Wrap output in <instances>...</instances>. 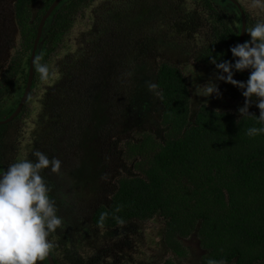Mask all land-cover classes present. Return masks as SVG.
I'll use <instances>...</instances> for the list:
<instances>
[{
  "label": "trees",
  "instance_id": "trees-1",
  "mask_svg": "<svg viewBox=\"0 0 264 264\" xmlns=\"http://www.w3.org/2000/svg\"><path fill=\"white\" fill-rule=\"evenodd\" d=\"M34 1L17 0V11L23 14L27 4ZM52 1L49 0L45 8ZM93 1L64 0L54 11L36 62L37 78L41 74L37 65H46L49 72L53 63L51 54L57 52L66 35L75 28L80 13H84ZM221 1L233 5L229 0ZM167 4L175 16L169 20L172 36L164 39L176 43L182 41L181 37L193 39L195 62L210 71L209 82L206 78L209 85L215 81L222 96L242 97L243 101H232L229 106L226 102L219 103L220 99L215 101L217 95L213 94L209 97L211 101L207 99L195 107L184 71L170 58L160 59L156 85L161 95L159 128L163 134L156 138L140 129L137 141L126 139L128 159L135 163L137 173L118 179L109 204L96 209L93 222L107 228H142L146 220L162 219L166 248L177 257V260L167 259L162 264L185 261L194 247L189 244L191 238H196L205 252L198 256L195 264H208L210 259L224 264H260L264 261V134L247 135L248 128L261 126L257 123L260 110L253 96L249 114L239 113L238 109L245 103L242 90L217 80L219 72L209 58L233 59L230 48L240 41V13L239 23L235 24L214 0H168ZM144 11L146 8L142 7ZM246 15L249 29L256 22L248 13ZM33 38L34 34L32 42ZM250 39L248 34L245 41ZM17 60L13 59L11 67L0 77V104L12 90L15 79H27V70ZM73 67L71 64L68 68ZM248 76L245 72H237L234 79L246 81ZM146 96L141 95L132 102H140ZM29 101L15 119L0 124V170H6L21 159L23 132L19 121L27 113ZM15 109L16 106L6 115L0 114V120ZM90 119L97 126L106 121L99 105L92 109ZM54 128L59 135L63 133L62 127ZM83 141L84 147L90 146L93 154L95 140L85 136ZM117 152L123 157L122 150ZM26 158L35 159L32 154ZM93 168L95 174V162L84 160L75 172L76 183L96 180V175L92 176ZM59 173H53L50 168L41 173L52 188L50 195L62 217V225L48 237L53 245L50 252L56 264H92L95 258L84 263L77 252L66 247L85 227L79 224L80 217L73 215L74 206H80L79 201L73 200L67 189L63 190Z\"/></svg>",
  "mask_w": 264,
  "mask_h": 264
},
{
  "label": "rangeland",
  "instance_id": "rangeland-1",
  "mask_svg": "<svg viewBox=\"0 0 264 264\" xmlns=\"http://www.w3.org/2000/svg\"><path fill=\"white\" fill-rule=\"evenodd\" d=\"M133 1L97 0L93 10L94 20L92 6L80 13L70 36L64 38L57 52L52 55L53 63L47 78L42 79L41 74L39 75L27 113L19 121L23 132L21 158L39 150L50 158L58 155L62 161L60 177L63 180V190L67 189L79 201L80 206H74L73 215L80 217L79 224L85 227L77 232L75 240L66 247L77 252L82 261H92L95 258L92 264H162L167 259L177 260L176 255L166 248L164 222L160 218L146 220L142 228H107L96 226L89 217L95 207L109 204L121 176L137 173L136 165L128 159L126 150V138L131 129H142L154 134L156 138L163 134L159 128L157 114L160 112L156 101L148 104V112L141 114L130 103L132 94H128L129 90L143 81L144 75L150 77L155 84L154 72L159 68L160 59L169 57L185 68L194 106L207 99L211 101L210 96L195 95V85L207 83L205 79L209 77L210 71L197 68L192 71L189 66V63H193L192 50L195 47L191 39L181 37L182 41L178 46L168 38L163 45L159 39H154L156 35L163 39L172 36L168 22L175 15L168 7V0H149L148 4L154 7L158 5V10L151 16L146 14L144 19L139 8L130 6ZM214 1L231 22L239 23V10L236 6L221 0ZM239 2L252 20L256 23L264 21V10L252 7L251 0ZM94 30L98 31L100 39H115L114 43L95 41L101 50L93 52ZM246 35L248 37V33ZM148 39H154L158 43L155 48L152 46L154 49L151 53L141 54V47L147 46L150 41ZM14 41L13 47L10 44L6 46L8 59L5 63L20 45L17 32ZM188 49L191 51L188 52ZM1 64L4 65V62ZM71 64L74 67L69 69ZM56 87L59 89L58 94L55 93ZM20 88H12L0 104V114L6 115L18 105L25 89L24 85ZM153 92L156 96L155 89ZM218 99L219 103L226 102L228 105L232 101H243L242 97L231 99L222 95L217 96L215 101ZM96 105H99L107 119V124L97 130L93 128L90 119V113ZM54 127H62L63 133L59 135ZM85 136L89 140H95V152H91V155L89 149L84 147ZM118 150L123 151V157ZM86 159L95 162L96 173H93L94 168L89 170L92 175H96V180L78 184L74 178L75 172ZM197 241L196 238H191L189 244L194 246L193 250L181 264H195L198 256L205 254ZM42 264L50 263L45 259Z\"/></svg>",
  "mask_w": 264,
  "mask_h": 264
},
{
  "label": "clouds",
  "instance_id": "clouds-1",
  "mask_svg": "<svg viewBox=\"0 0 264 264\" xmlns=\"http://www.w3.org/2000/svg\"><path fill=\"white\" fill-rule=\"evenodd\" d=\"M251 2L252 7L264 10V0ZM246 32L251 39L230 48L232 60L209 58L219 72L217 80L242 90L245 103L238 109L242 116L249 114L251 98L256 97L255 103L260 110L257 123L261 126L247 130L248 136L255 137L264 134V21L257 22ZM37 70L42 79L47 78L46 65L38 64ZM246 70L249 71L246 81L234 79L237 72ZM156 87L154 83L149 84L150 89ZM213 94L221 95L215 81H211V85L208 82L195 85V95L208 97ZM32 155L34 160L21 158L6 170H0V264H42L53 247L48 237L62 225V217L50 195L52 188L41 175L48 168L58 174L62 161L39 150ZM208 264L224 262L210 259Z\"/></svg>",
  "mask_w": 264,
  "mask_h": 264
},
{
  "label": "flooded vegetation",
  "instance_id": "flooded-vegetation-1",
  "mask_svg": "<svg viewBox=\"0 0 264 264\" xmlns=\"http://www.w3.org/2000/svg\"><path fill=\"white\" fill-rule=\"evenodd\" d=\"M48 1L49 0H36V1L32 2V3H30V4H27L26 11H24L23 14H20L17 11V0H0V54L2 55V60L0 62L1 63L4 62V65H5L4 66L3 64L0 63V77H2V74L5 73L8 68L11 67V65L13 63V59H18L17 61H20L22 63L23 69L25 68L27 70L28 74H29V67H30V60H31L32 50H33L35 39H36V36H37V31H38L39 24H40V22H41V20H42V18L44 16V14L46 13L47 9L49 8V7L45 8V4H47ZM54 1L55 0H53L52 3ZM63 1L64 0H62L60 2V4ZM134 1H136V2H132L130 4V6H134L135 8H139V12H141L140 15H141V17L143 19L145 18L146 14L148 16H151V15H153V12H156L158 10L157 9L158 5L156 7H154L153 5L151 6L150 4H148L149 0H134ZM96 3H97V0H94L93 3L91 4L93 20H94L93 10H94V5ZM134 3H135V5H134ZM57 7L55 8V10L57 9ZM142 7L146 8V12L145 11L142 12ZM148 10H151V11L148 12ZM54 11L52 12V14L54 13ZM52 14L49 16V18L45 22L44 29H43V35H42V38H41L42 39V43H40V45H39V47L37 49V53H36V62H37L38 57L40 55L41 47H42V45L44 43V39L46 37L48 26L51 23ZM168 25L170 26L171 22H168ZM16 32L20 36V45H19L18 49L16 50V53H14V55L9 58L8 62L5 63V61H7V59H8L7 54L5 53L6 52V46L8 44H10L11 47H13L15 45L14 37L16 35ZM163 32L166 34V31H163ZM170 32H171V29H170ZM33 34H34V38H33V42H32L31 40H32ZM27 36H30L29 37V42H27V40H26ZM66 36L67 37L70 36L69 33ZM99 36L100 35L98 34V31L94 30V32L92 34V41L95 44V47H93V49H92L93 52L101 50L96 45L95 41L100 42V43H114V41H115V39H108V38H104V37L100 39ZM156 38L161 41L160 43L162 45L165 43V39L161 38L160 36L156 35L154 39H156ZM154 39H152V40L148 39L150 41L148 42L147 46L141 47V49H143L142 50L143 52L141 51V54L151 53L150 51H152L156 47V44L158 43V42L154 41ZM191 41L194 43L193 39H191ZM180 42H181V40L178 43H176L174 41V42H172V44L178 46ZM30 43H31V47H30ZM80 43H82V42H80ZM171 48H176V47H172L171 46ZM187 51L189 52V51H191V49H188ZM192 52L194 53V48H193ZM192 56H193V63H189V66H191L192 71L195 68H197L198 70H202V68L199 67L197 65V63L195 62L193 54H192ZM51 57H52V54H51ZM27 61H28V63H27ZM171 61H172V59H171ZM173 63H175V62H173ZM175 65H177L178 67H180L184 71L186 77L189 80V77L187 75V72H186L185 68L182 67V66H179L177 63H175ZM206 70H208V69H206ZM154 73L157 76V71H155ZM151 75L153 77V73ZM39 78L40 77L37 78V76H36V69H35V75H34V79H33V84H32L31 90L29 92L28 98H27L26 103L24 104V106L27 105V102H28L29 99L30 100L32 99L33 90H34V88H36V86H34V84H35V82L38 83V79ZM142 79H143V81H141L139 84H137L136 87H134L132 90H129L128 94H132V96L130 97V100H131L130 103L131 104L133 103L134 104L133 106L135 107V109H138L139 112L141 114H143L145 112H148V109H147L148 104H151V103L156 101L157 109L159 110V112H161V103H160V96L161 95H160L159 88L158 87L155 88L156 96H154V92H153L154 89H150L149 88V84L152 83V79L150 77L146 76V75H144ZM148 80H149V82H148ZM24 81H25V84H24ZM27 81H28V75H27V79H24V77H21L20 79H15L13 86H11V89L13 87H15V86H16L17 89H19L21 86L24 85L25 89H24V92H23V94L21 96V99H22V97H23V95L25 93L26 86H27ZM205 81H206V79H205ZM188 82L190 84V81H188ZM58 83H61V82L59 81ZM155 84H156V78H155ZM190 87H191V85H190ZM58 90H57V87H56V92H55L56 94H58V92H57ZM51 91H53L52 88H51ZM21 92H22V90L20 88L19 93H21ZM151 92H152V94H151ZM141 95L142 96L143 95H147V96L144 97V98H141L140 102H132V100L139 98ZM21 99L19 98V101H18L19 103H20ZM192 100H193V97H192ZM19 103H18V105H19ZM51 103H53L52 99H51ZM18 105L16 106V108L18 107ZM159 115H160V113H159ZM159 115L157 114L158 120H160ZM160 123H159V127H160ZM91 124H92V120H91ZM105 124H107V119H106V121L104 123H101L98 126H97V124H92V125H93V128L97 130V129L103 127ZM138 130H140V129L132 128L131 132L127 135V138H133L132 139L133 141H137V139L139 138V136L137 135V131ZM144 132H146V131H144ZM86 147L89 149V152L91 153L90 146L86 145L85 148ZM77 171H76V173H77ZM92 176H94V175H92ZM84 183H86V182H84ZM73 200H74V198H73ZM98 207H100V205ZM98 207H95L90 212L89 217L91 218L92 221H93V216L95 215L94 212L96 211V209Z\"/></svg>",
  "mask_w": 264,
  "mask_h": 264
},
{
  "label": "water",
  "instance_id": "water-1",
  "mask_svg": "<svg viewBox=\"0 0 264 264\" xmlns=\"http://www.w3.org/2000/svg\"><path fill=\"white\" fill-rule=\"evenodd\" d=\"M61 1L62 0H55L49 6V8L47 9L46 13L44 14V16H43V18L39 24L37 36H36L34 47L32 50L30 67H29V74H28V81H27L25 93H24L18 107L13 111V113L10 116L0 120V124H7L8 122H11L13 119H15L19 115V113L22 111L24 104L26 103V100L28 98L29 92H30L32 84H33V79H34L35 69H36V63H35L36 62V53H37V49H38L40 43H42L41 38L43 35V29H44L45 22L49 18V16L52 14V12L55 10V8L60 4ZM229 1H231L238 8L240 16H241L242 27H241V34H240L239 43H243V42H245L246 33H247L246 32L247 31V16H246L245 9L242 6V4L239 2V0H229ZM244 72L249 74L248 70H246ZM47 259H48L50 264H56L51 252H49ZM260 264H264V261L261 262Z\"/></svg>",
  "mask_w": 264,
  "mask_h": 264
}]
</instances>
